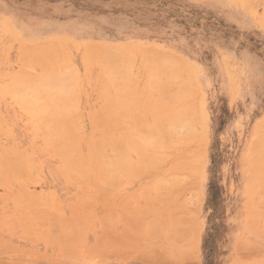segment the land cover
<instances>
[{"label":"rangeland","instance_id":"1","mask_svg":"<svg viewBox=\"0 0 264 264\" xmlns=\"http://www.w3.org/2000/svg\"><path fill=\"white\" fill-rule=\"evenodd\" d=\"M230 9L234 10L235 16ZM81 28H84L87 34H85L86 32L84 34L76 33ZM107 50L108 52L123 51L122 67L123 64L126 66L134 61L129 66L127 65L128 67L122 68L124 77L128 73L132 74L128 75L132 87L129 85L127 87L129 83L125 84L127 79H121L123 76L120 81L125 82L126 92L132 96L138 94L137 97L140 100L137 97H135L136 101L132 98L133 103L141 106L145 111L141 107L137 111V108L132 106V102H129L130 100L125 101L126 103L123 101V103L132 106L133 110L128 107L125 111L120 109L119 102L124 99L118 100L121 92L115 91L118 88L117 85H114L117 84L113 76L115 69L105 65V60L109 61L108 57L104 55ZM124 50L126 51L124 52ZM93 52L96 57L93 56ZM42 54L47 55L45 58L48 56L54 58V61L60 60V56L61 59L63 55L68 56L66 63L70 65L67 64L64 69L66 63L59 64V61L61 69H58L61 72L58 69L50 70L51 73L49 69L44 72L48 66L52 68L54 61L52 59L49 64L50 59H44L42 56L43 60L40 57ZM98 54L100 57L101 55L105 56L101 64ZM37 59L40 62L43 61V66L39 62L41 66L34 63ZM63 60L65 61L64 56ZM133 63L135 66L132 65ZM55 64L57 65L54 62ZM146 64L149 65L148 70ZM50 65L52 66L50 67ZM150 65L155 68L170 67V70L173 69L172 71L178 74L177 81L172 82L173 86L169 88L171 93L168 97L183 90V97L180 101L187 109L191 108L187 104L189 102L192 108L189 110V115L186 114L188 111L183 113L186 111L183 108L179 116L180 119L184 117L187 119V121L184 120L185 118L182 120L185 121L184 125H190L182 126L181 130L178 129L182 124L181 120L180 126L176 129L173 126L175 121L171 122L169 132L171 131L172 135H169L171 137L165 142L166 144H163V140L161 141V149L154 154L156 158L153 159L155 160L146 159L144 161L141 154L134 149L132 150L135 152L129 151L131 161L128 163L135 164V168L140 165L142 170L144 167V170L138 174V171H141V168L138 167V171L136 170L137 173H135L134 165L130 166V168H134L132 170L129 169L128 164L126 165L127 170L122 171L126 176H123L121 171L115 170L117 177H124L121 182V178H118L119 182H117L113 176L115 172L109 170L113 172L114 178H108L111 173L110 175L105 174L106 169L104 170V168L108 163H112L110 166L115 165L114 161L118 157L114 156L116 158L114 159L113 154L115 155L125 146L127 148L128 141L121 135L118 127L134 128L138 123H140L139 126L145 123L148 126L152 122L150 120L154 118L153 114L150 115L148 112L152 111V99L148 96L151 84L149 79L151 80V78L148 77V74L152 76L154 69L150 68ZM57 66L55 67L57 68ZM0 67V93L2 92L0 94V168H2L0 171L3 172H0V181H3L0 183V264H170L171 260H174L171 261V263L174 262L173 264H264V193L261 194L264 191V0H0ZM139 67H142L141 72ZM87 69H92L89 70L91 73L86 72ZM103 70L105 73L102 72ZM170 70L166 69L169 74H171ZM53 72H60L59 79L55 77L56 74L52 75ZM100 72H102L101 75ZM67 74L76 75L69 76L70 80L65 77V80H68L65 81L63 76ZM48 75L54 76L55 79L52 78L53 81H50ZM109 75L113 78H110ZM47 76L48 79L45 78ZM127 78L130 80L129 77ZM39 79L42 84L38 83ZM103 79H106L104 84L100 83ZM124 79L125 81H123ZM107 81L110 93L105 88ZM111 82L114 83V86ZM54 83L59 86L63 85V87L68 84L73 87L74 91L76 88L77 92L75 91V94L73 91V94H70L72 90L69 92L67 87L61 90L62 86H58L57 89V85ZM74 83L75 87L72 86ZM144 83H146L147 89H145ZM104 85L105 87H103ZM17 86L18 89H16ZM112 86L116 88L113 91ZM49 87L51 90L56 89V92L57 90L61 91L60 93L51 92L50 89L48 90ZM9 88L10 90H8ZM14 88L17 90L16 94H14ZM1 89L3 90L1 91ZM103 89H106L108 93ZM65 90L70 95L68 96L69 100L74 97L73 102L76 98V102L74 101L76 104H73L74 102L71 104V100L70 102L66 100L70 104L64 100L61 105L58 104L61 102L59 100L55 104L57 101L55 99L54 102L53 98H57L56 96L61 93L67 95ZM139 90L145 93L141 91L140 95ZM10 91L11 93H9ZM111 93H113L112 95L116 93L117 99L114 98L113 103L118 102L117 105H113L121 110L118 117L117 114L115 117V113L119 109L110 106L111 109L105 111L102 107L107 99L105 95H109L108 99H110ZM27 94L28 98L35 96L37 101L32 98L30 102L33 104H29L30 99L27 98L28 100L26 99L25 102L29 105L23 103L22 99L26 98ZM49 94L53 96L51 97ZM125 94H123L124 98ZM129 94L127 96H130ZM37 97H40V100ZM59 99H61L60 95ZM43 101L50 109L44 108V110H48L53 116L52 120L57 117L61 122L64 117L68 124L73 123L70 125H73L75 129L71 126V128L68 127V131L73 132L74 130L76 133L63 132L67 129V124L66 129H63L64 126L62 127L58 121H52V125L51 122H48V125H51L55 130L57 127L54 125L58 123L63 129L61 132L65 133H62L63 136L66 134L69 136V133L70 136H76V141L80 140L79 143L77 141L79 145L75 140L74 143L72 142L77 147L76 151L73 150L72 145L67 143L73 140L66 141L72 148H68L69 151L65 150V147L68 146L66 143L65 147H60V144L65 142L62 139L64 142L60 143L59 139L62 137L60 131L56 132L55 130L53 133L52 130L44 128L45 131L48 130L44 136L38 127V129L36 128L38 134L39 132L42 134L38 137L35 129L37 122L34 123L35 120L38 121V115L35 117L32 114L45 112H43L42 106V108L39 107ZM111 104L109 103V105ZM101 107L103 111L100 110ZM72 108L74 109L72 110ZM31 111L32 114L29 115ZM94 111L99 114L104 113V116L98 117L99 114ZM108 112L112 113L114 121ZM126 112L128 114L123 115ZM144 112H148V116ZM66 113L69 115L73 113L76 116L74 118ZM183 115L184 117H182ZM129 117L133 120L131 121ZM143 117L148 119L144 122ZM103 118L104 120L106 118V121L103 122ZM111 119L113 122L110 121ZM128 119L130 121H127ZM188 121L190 123H187ZM106 122L111 125V129L114 127L116 131L104 132L106 130L102 127L106 125L109 127ZM115 122L118 127L116 124L114 125ZM41 123V121L38 122V124ZM43 124L46 126L47 123ZM47 127L50 128V126ZM60 127L58 126V128ZM175 127L177 126L175 125ZM51 131L53 134L56 133V136L53 135L56 139H53ZM192 133L195 134H193L194 137L191 135ZM34 135H36L35 138ZM93 137L98 138L94 139ZM181 138L184 142H181L183 141ZM54 142H59V145ZM96 144L98 147H95ZM56 145L58 146L56 149L59 150L57 152L62 154L57 153L60 158L54 152ZM114 147L116 149L120 147V149L118 148L116 151L112 149ZM165 148L167 149L165 150ZM70 150H72V154L74 153L72 156L68 155ZM113 150L115 151L113 152ZM88 154L89 157L94 156L93 159L96 162L92 161L91 166L96 167L88 168L91 164H88L90 162L88 161L90 158H87ZM66 156L68 157L66 158ZM99 156L104 160L102 161ZM137 156L143 159V164L141 163L142 159ZM20 158L23 160H19ZM96 158L98 159L96 160ZM71 159L73 161L79 159L77 163L72 161L76 167H72L73 164L70 163L67 165ZM99 159L106 164L99 165ZM80 160L81 162L84 160V166L87 164L86 170L88 168L87 172L90 171L87 174L85 171L83 172V165L78 164ZM23 161L26 165L23 164ZM22 164L23 167L19 169ZM116 165L118 164L116 163ZM99 166L101 167L99 168ZM115 167L118 168V166ZM106 168L108 172L110 167L106 165ZM123 168L125 169V167ZM91 169L93 170L91 171ZM128 169L132 171V175L126 173ZM79 171L83 176L79 174ZM102 172L103 175H106L107 180L105 179V181H111L106 187L104 186L105 175L104 177L99 176ZM175 177L179 180V184L174 179ZM169 178L170 182H168ZM91 179L94 183L88 182ZM82 181L83 183H81ZM86 181L90 184L88 185ZM165 181L168 182L169 187L164 183ZM95 183L97 186L100 185L97 189L94 187ZM163 184H165V188ZM259 185L262 186L259 187ZM107 186L114 188H107ZM125 200L127 202H124ZM258 200L260 203L257 202ZM152 203L161 209L153 207ZM43 204H47V206ZM83 205L88 210L90 209V212L86 209L84 213L85 208L80 207ZM124 207L127 209L125 210ZM43 209H45L44 212H42ZM102 209L106 211L103 212ZM22 210H26V217L24 212L23 214L19 212ZM34 210L40 213L39 216L37 213L33 216ZM253 212L256 214L252 215ZM130 214L132 215L130 216ZM257 214H263V217L257 216ZM21 215L25 218L29 217L32 222L28 221L29 219L26 221ZM44 215L46 217L48 215L47 219ZM61 215L69 219V223L65 219L62 224L64 218ZM249 215H252L253 218ZM19 216L24 219L23 222ZM35 216L38 217L35 218ZM57 216L58 218H56ZM108 216L109 219H107ZM121 216L124 218L126 216V220H123ZM155 217L166 219L167 221H163V224L164 222L167 224L168 221L170 223L169 225L164 224L168 226L164 227V232L162 229L164 225L161 223L163 225L161 227L159 224L158 229H160L161 236L158 235V237L153 231V226H151L153 230H149V233L154 232L155 237L152 236V233V235L146 234L147 225L150 226L147 222L150 218L153 221L152 218ZM249 217L254 220L252 221ZM134 219L138 220V225ZM155 219L158 221V218ZM73 220L80 223L81 226H79L83 231L86 230L85 233L79 231L80 227L75 221L73 223ZM143 220L147 222L145 223ZM140 222L145 224V228L141 226L143 223L139 224ZM57 223L58 225H55ZM72 224L77 228H73L75 226ZM153 225L158 224L153 223ZM63 227L68 228L67 231ZM71 227L76 234L73 239L69 237L68 240L64 236L72 235ZM157 227L155 226V228ZM135 228L138 230L136 231ZM52 229L55 230L52 231ZM102 231L106 237L101 233ZM27 232H31L32 236ZM81 233L83 235H80ZM168 235L171 236V239L168 238ZM249 235H252V238L248 237ZM255 236L257 237L255 238ZM64 239L69 243L67 244ZM77 242L78 245H76ZM153 251L156 253L154 254ZM150 253L152 254L150 255ZM100 254L102 255L99 257ZM168 258L169 260H167Z\"/></svg>","mask_w":264,"mask_h":264},{"label":"bare ground","instance_id":"2","mask_svg":"<svg viewBox=\"0 0 264 264\" xmlns=\"http://www.w3.org/2000/svg\"><path fill=\"white\" fill-rule=\"evenodd\" d=\"M249 1H250V0H249ZM238 6H239V5H238ZM230 11L234 14V16L236 15V13L234 12V10L230 9ZM244 11H245V10H244ZM4 26H5V25H4ZM2 27H3V26H2ZM5 27H6V26H5ZM75 31H76V30H75ZM85 32H86V31L84 30V28H81V29H79V30L76 31V33H81V34H82V33L84 34ZM85 34H87V32H86ZM46 43H48V42H46ZM51 44H52V43H51ZM44 46H45V45H44ZM50 46H52V45H50ZM58 46H59V45H58ZM67 46H69V45L67 44ZM85 46H86V45H85ZM98 46H99V48H101L100 45H98ZM106 46H107V45H106ZM106 46H105V47H106ZM33 47H35V45H33ZM33 47H31V48L33 49ZM52 47H54V46H52ZM61 47H62V46H61ZM63 47H64V46H63ZM65 47H66V46H65ZM102 47H104V46H102ZM105 47H104V48H105ZM46 48H47V47H46ZM58 48H59V47H58ZM73 48H74V47H73ZM106 48H107V47H106ZM111 48H114V47H111ZM34 49H35V48H34ZM40 49H41V48H40ZM47 49H48V48H47ZM52 49H54V48H52ZM55 49H56V48H55ZM86 49H87V48H86ZM88 49H91V48H88ZM115 49H116V48H114V50H115ZM1 50H2V49H1ZM116 50H117V49H116ZM26 51H27V50H26ZM40 51H41V50H40ZM58 51H59V50H58ZM68 51H69V50H68ZM94 51H95V50H94ZM104 51H105V49H104ZM125 51H126V50H124V52H125ZM97 52H98V51H97ZM32 53H33V52H32ZM122 53H123V51H122V52H119V51H118V52H117V51H116V52H113V51H109V52H108V50H107V53L105 52L104 55H105L106 57H108L107 59H108L109 61L106 62V60H105V65H109L108 67H111V69H115L113 76H114V80L117 81V84L112 83V82H114L113 80H112L111 84H112V85L114 84L115 86L117 85L118 88H119V90H117L118 88H117V89H116V88H113L114 85L111 87V89H112V91L116 89L115 91H119V92H121V93L119 94L118 100H119V99H124V100L121 101L122 103H123V101H124V103H126V102H128V101L130 100L129 102H132V106H133V105H134V103H133L134 100L136 101V98H135V97H137L138 94H137V96H136V94H133V96H132V94H129L128 92H126L127 90L125 89V84L129 83V84H127V87H129V86L132 87L131 84H130V82H131L130 76H128V75H132V74H129V73H128V75H126V77H124V76H123L124 71L122 70V68L128 67V66H129L132 62H134V61L130 62V64L128 63V64H127L128 66H127V65L125 66V64H123V67H122V63H123V62L121 63V61H122L121 56H123ZM36 54H37V53H36ZM36 54H35V55H36ZM104 55H103V56L101 55V57H100V54H98V56H99L98 58H99V60H100V64L102 63V60H103V58L105 57ZM42 56L44 57V59H48V60L50 59V60H49V64H51L52 59H53V61H54V58H52V57H50V56H48V58H45L47 55H46V56H44L43 54L40 55L41 58H42ZM63 56H64V58H65V61L63 60ZM63 56H62V59L60 58L61 56H60V57L58 56L60 60H58V61H54L55 63H57V65H58L59 67H58L56 64L54 65V62H52V63H53V66H54L55 69L53 68L52 65H50V67L52 66V68H49V66H48L47 68L45 67L46 69H44V70H45L44 72H46L47 69H49V71H50V70H51V71H52V70L55 71L56 69L60 68V65H59V64H61V63L63 64V63L68 62V61H66V60H68V59H67L68 56H65V55H63ZM93 56L96 57L95 52H93ZM145 56H146V55H145ZM34 57H35V56H34ZM37 57H38V55H37ZM87 57H88V55H87ZM68 58H69V57H68ZM101 58H102V59H101ZM139 58H140V57H139ZM39 59H40V58H39ZM42 59H43V58H42ZM44 59H43V60H44ZM40 60H41V59H40ZM56 60H57V58H56ZM95 60H96V59H95ZM36 61H37V62H36ZM36 61H35L34 63H36V64H38V65L41 64V65L43 66V64H42L43 61L40 62L38 59H37ZM59 61H60V62H59ZM61 61H62V62H61ZM69 61H70V60H69ZM71 61H72V60H71ZM71 61H70V62H71ZM84 61H85V60H84ZM86 61H87V60H86ZM88 61H89V60H88ZM103 61H104V60H103ZM38 62H39L40 64H39ZM58 62H59V64H58ZM45 63H46V62H44V65H46ZM47 63H48V62H47ZM87 63H88V62H87ZM106 63H107V64H106ZM108 63H109V64H108ZM141 63H142V61H141ZM145 63H146V62H145ZM67 64H68V66L70 65L69 63H66V64L64 65V69H65V67H66ZM41 65H40V66H41ZM102 65H104V64H102ZM132 65L135 66L134 63H133ZM132 65H131V66H132ZM137 65H138V64H137ZM139 65H141V64H139ZM146 65H147V64H146ZM146 65H145V67H146ZM55 66H57V68H56ZM61 66H62V65H61ZM72 66H73V64H72ZM83 66H84V65H83ZM86 66H87V65H86ZM141 66H142V65H141ZM150 66H151L150 68H152V69L154 68V69H153L152 76H150V75L148 74V77L151 78V80L149 79V81H150L151 84H150V88H149V91H148V96L152 99V102H151V105H152V106H151L152 111L149 110L148 112H149L150 115L153 114V116H154L153 120H152V119L150 120V121H152V122L148 121V122H150L151 124H149L148 126H146V123H145V124H141L142 126H139L140 123H138L137 125H135V126H137V127H134V128H123V127L121 128V127H118V125L116 124V122H119V121H116V120H115L116 122L114 123V125H115V124L117 125V127L119 128V131H120L121 135H123V137H124L125 139H127V141H128L127 144H126V145H127V148H125L126 146L124 147V149H122V148L120 149V147H117V149L119 148L120 151L118 150V152H116L117 155H116V154H115V155L113 154V158H114V156H115V157H118V158H117L118 161L115 160V161H114V162H115V165H113V166L111 165L112 167L110 166V164H112V163H108V164H106V163H104V162H101V160L103 161L104 158L101 157V156H99V158L101 157V158H100L101 160L99 159V160H100V161H99V163H100L99 165H102V164L104 163V164H106V165H108V166L110 167V168L108 169V172H107V168H106V165H105L104 170L106 169V171H104V173L107 174V175H108V174L110 175V173H111V175L108 176V178H110V177L114 178V177H115L114 179H116V181L118 180V178H119V179L121 178V179H120V182H121L122 178H124L123 176H126V175L124 174L125 172H122V171L127 170V166H126V165L129 164V166H128L129 169H132V170H133V169L135 168V164L128 163V162L131 161V156L128 154L129 151H131L132 149H134L137 153L141 154V156L143 157L144 161H145L146 159H148V160L151 159V160H152L154 157L156 158V156H154L155 152H156L157 150L161 149V148H160V147L162 146L161 143L163 142V144H164V143L167 142V141L169 140V138L171 137V136H169V135H172L171 131L169 132V125H172L171 122L174 123L173 121H175V123H174V125H173L175 129L178 128V127L180 126V120H181V122H182L183 125L181 124V126H180L178 129L183 128L182 126L188 127V126L190 125V124H186V123H185V124L188 125V126L184 125V122L187 121V119L184 117L185 114L182 116V117L185 118V119L183 118V119L185 120L184 122L182 121L183 119H182V118L180 119V116H179L180 111L182 112L183 108H184V111L186 110V111L183 112V113H186V112L188 111V113H186V114H188V115H189V113H190L189 110L192 108V106L189 105V102H188L187 104H188V106H190L191 108L188 107L189 109H187L186 106H183V103L180 101L181 98L183 97V95H182L183 90H182V91L180 90V91H178L177 93L175 92V93H174V94H175L174 96L168 97V96L170 95V93H171L169 88H171V87L173 86V83H172V82H174V81L176 82V81H177L176 78H178V76H177L178 74H176L175 71H172L173 69L170 70V69H169L170 67H168V68H167V67H164V68H157V67H156V68H155V67H152V65H150ZM88 67H89V66H88ZM106 67H107V66H106ZM0 68H1V67H0ZM67 68H68V67H67ZM83 68H84V67H83ZM139 68H140V67H139ZM141 68H142V67H141ZM141 68H140V69H141ZM148 68H149V65H147V70H148ZM60 69H61V68H60ZM166 69H167V70H170L169 72H171V74H169L168 71H166ZM174 69H175V68H174ZM41 70H42V69H41ZM58 70H59V69H58ZM87 70H88V69H87ZM89 70H90V69H89ZM89 70L86 71V72L91 73V72H89ZM91 70H92V69H91ZM91 70H90V71H91ZM49 71H47V72H49ZM51 71H50V73H51ZM59 71H60V70H59ZM63 71H64V70H63ZM96 71H99V70H96ZM141 71H142V69L140 70V72H141ZM150 71H151V70H150ZM60 72H61V71H60ZM60 72H59V73H60ZM102 72L105 73L104 70H103ZM102 72H100V75L102 74ZM53 73H54V72H53ZM53 73H52V75L55 76V74H56L55 77H57V78L59 79V77H58V76H59V73H54V74H53ZM62 73H64V72H62ZM143 73H146V72H143ZM147 73H149V71H147ZM172 73H173V74H172ZM13 74H14V73H13ZM44 74H45V73H44ZM47 74H49V73H47ZM98 74H99V72H98ZM16 75H17V73H16ZM18 75L20 76V74H18ZM38 75H39V74H38ZM40 75H42V74L40 73ZM64 75H65V74H64ZM67 75H68V74H67ZM67 75H66V76H63V77H64V80H65V77H67V79H69V78H70L69 76H71V75H68V76H67ZM74 75H76V74H74ZM74 75H73V76H74ZM87 75H88V74H87ZM90 75H92V74H90ZM93 75H94V74H93ZM96 75H97V72H96ZM103 75H104V74H103ZM172 75H173V76H172ZM2 76H3V75H2ZM5 76H6V75H5ZM36 76H37V75H36ZM36 76H34V77L37 78ZM48 76H49V75H48ZM48 76L45 77V78L48 79ZM54 76H51V75L49 76V77H50V78H49L50 81H53V80H51L52 78L55 79ZM60 76H61V74H60ZM73 76H71V77H73ZM113 76L109 75L110 78H113ZM122 76H123V77H122ZM179 76H180V74H179ZM8 77H9V76H8ZM15 77H16V76H15ZM34 77H32V78H34ZM38 77H39V76H38ZM68 77H69V78H68ZM88 77H89V76H88ZM100 77H102V76H100ZM121 77H122V78H121ZM127 77H129L130 80H128ZM12 78H13V77H12ZM19 78H20V77H19ZM19 78H18V79H19ZM39 78H41V77H39ZM89 78H90V77H89ZM89 78H88V79H89ZM96 78H97V77H96ZM107 78H108V77H107ZM120 78H121V79H123V78L127 79L126 81H125V79L123 80V81H125L126 83H125V82H121V81H120ZM251 78H252V77H251ZM18 79H17V81L20 82V80H18ZM37 79H38V78H37ZM43 79H44V77H43ZM58 79H57V80H58ZM60 79H61V77H60ZM67 79H66L65 81H68ZM74 79H76V78L74 77ZM133 79H134V78H133ZM144 79H147V78L144 77ZM174 79H175V80H174ZM252 79H253V78H252ZM35 80H36V79H35ZM69 80H70V79H69ZM104 80L106 81V79H103V81L101 80L102 82L100 81V83H103V84H104ZM108 80H110V79L108 78ZM44 81H45V80H44ZM65 81H63V82H65ZM110 81H111V80H110ZM149 81H148V82H149ZM19 82H17L18 85H19ZM32 82H34V81L32 80ZM40 82H41V83H40ZM45 82H46V81H45ZM142 82H143V81H142ZM36 83H37V82H36ZM38 83H39V84H42L41 79H39ZM75 83L77 84V81H76ZM75 83L72 84V86L74 85V87H75ZM89 83H90V82H89ZM107 83H108V81L106 82V84H107ZM124 83H125V84H124ZM7 84H8V83H7ZM55 84H56V83H54V85H55ZM144 84H145L144 87L146 86L145 89H147L148 87H147L146 83H144ZM54 85H53V87H54ZM56 85H57V87H56V86H55V87H56L57 89H58L60 86H62V88H60L61 90H64V88L67 87V88L69 89V90H68L69 92H71V90H72V92H71L70 94H73V91H74V90H73V87L68 86V84L65 85L64 87H63V85H60V86H59L58 84H56ZM128 85H129V86H128ZM142 85H143V84H142ZM3 86H4V85H3ZM39 86H40V85H39ZM39 86H38V87H39ZM58 86H59V87H58ZM106 86H107V87H105V85H104L103 87H105L106 89L109 90L108 84H107ZM51 87H52V86H51ZM51 87H49L48 90H49V89L51 90ZM53 87H52V88H53ZM142 87H143V86H142ZM67 88H66V89H67ZM3 89H4V87H3ZM3 89H1V91H2ZM5 89H6V88H5ZM14 89H15V88H14ZM16 89H18V86H17ZM16 89H15L14 94H16V91H17ZM74 89H75V91H76V88H74ZM106 89H105V90L103 89V91L106 92V93H108ZM143 89H144V88H143ZM8 90H10V88H9ZM61 90H57V92H56V89H55V90H51V92L54 91V92H56V93H58V92L60 93ZM77 90H79V89L77 88ZM100 90H101V89H100ZM6 91H7V90H6ZM42 91H43V90H42ZM65 91H66V92H65ZM65 91H62V92L67 93V90H65ZM75 91H74V93L76 94L77 91H76V92H75ZM131 91H133V90H131ZM139 91H140V93H139V92H138V93L141 95V91H142V90H139ZM29 92H30V91H29ZM38 92H39V91H38ZM54 92H53V93H54ZM136 92H137V91H136ZM142 92H143V91H142ZM1 93H2V92H1ZM1 93H0V94H1ZM9 93H11V91H10ZM9 93H7V95H10ZM26 93H28V92L26 91ZM53 93H51V94H53ZM109 93H110V90H109ZM125 93L129 94L130 96H127V94H125ZM143 93H145V92H143ZM28 94H29V93H28ZM28 94H27V97L21 95L22 97H26V98H23V99H22V102L24 101L23 103H25V104H27V105H29V104H33V102L31 103L30 101H31L32 98H33L34 100H36V98H35V96H34V97L32 96V97H29V98H28ZM62 94H64V93L59 94L61 99H59V95H58V94H56V95H58V96H56L58 99H57V98H53V101H54V102H55V99H56V101H57L55 104H57L59 101H61V102L58 103V104L61 105V103H63V100H64V101L68 100L69 102H70V100H71L70 103L72 104V103L76 100V98H75V99L73 100V102H72V99H73L74 97H72V99L69 100L70 97H68V96H70V95H68V93H67V95L64 94V95L61 97ZM112 94H113V93H111V96H112V97H110V99L112 98L111 101H110V99H108L109 95H105V96L107 97V99H105V102H104V104H103V105H105V106H103L102 103H100V104L102 105V107H104L105 111H107V110L109 111V108L111 109L112 106L115 107V109H119V107L117 108V106H114V105H113V104H115V103H113V102H114L113 100H114V98H116V97H115L116 93H115V95H112ZM123 94L126 95L125 98L123 97ZM34 95H36V94H34ZM54 95H55V94H54ZM97 95H98V94H97ZM117 95H118V94H117ZM10 96H11V95H10ZM12 96H13V95H12ZM49 96H51V95L49 94ZM52 96H53V95H52ZM52 96H51V97H52ZM113 96H114V97H113ZM3 97H4V96H3ZM66 97H67V98H66ZM102 97H103V96H102ZM130 97H131V99L133 98L134 100H133V99H132V100L129 99ZM14 98H15V97H14ZM20 98H21V97H20ZM27 98L30 99V100L28 101V103L30 102L29 104H28L27 102H25ZM39 98H40V97H39ZM39 98L37 97V99H39ZM62 98H64V99H62ZM92 98H93V97H92ZM126 98H128V100H126ZM137 98L139 99V97H137ZM16 99H17V98H16ZM28 99H27V100H28ZM97 99H98V98H97ZM102 99H103V98H102ZM116 99H117V98H116ZM116 99H115V100H116ZM143 99H144V98H143ZM185 99H186V98H185ZM187 99H188V98H187ZM39 100H40V99H39ZM39 100H38V101H39ZM58 100H59V101H58ZM139 100H140V99H139ZM36 101H37V100H36ZM53 101H51V102H53ZM68 101H66V102H67L68 104H70ZM109 101H110V102H109ZM125 101H126V102H125ZM144 101H145V100H144ZM184 101H185V100H184ZM187 101H188V100H187ZM51 102H50V103H51ZM66 102H65V103H66ZM75 102H76V101H75ZM75 102H74L73 104H76ZM121 102H119V106L121 105V106H120V109H122V111H123V110L125 111L127 107H128V109H130V108L132 107V106H127V104L124 105V103L122 104ZM139 102H140V101H139ZM146 102H147V101H146ZM185 102H186V101H185ZM43 103H44V104H43ZM43 103H42V104H43L44 106H46V107H44L42 104H39V107H41V106L43 107L42 110H43V112L45 111L44 113H38V112H37V113H38V114H37V113L33 112V113H35V114H32V111H31V113L28 112V113H30L29 115L32 114V115H35V117L38 115L37 117H38L39 119L37 118L38 121L35 120V122H34L35 124H36V122H37V124H38V122L40 123V121L42 122L41 124H38V126H37V124H36L37 127L35 126V129H36V128L38 129V127H39V130H41V131L43 132V135H44V136H45V134L48 133V130L45 131L46 128L49 129V130H52L53 133H54L55 130H56V132H57V131H60V134L62 135L61 139H59V140H61L60 143H62V141H63L62 139H64V141H65V142L63 141L64 143H62V145L60 144V147H61V146H62V147H63V146L65 147L66 144L68 143V144L72 145V146H73V147H72L73 150L76 151L75 149H77V147H76V145L74 146V144H73V143H74V140L76 141V136L74 137L72 134H71L72 136H70V133H73V132H75V131L73 130V132H71V131L69 130V131H70L69 136H68L67 134H66V136H65V135L63 136V134L69 132V131H68V127H69V128H71V126L73 127V125H70V124H73V123L68 124V121H65L66 119H65L64 117H63L64 120L61 121L62 124H61V122H60V119H58L57 117H55V118H57L58 120H57V119L54 120L55 118L52 120V117H53V116H51L50 113L48 112V110H50V109L47 108V105H46L47 103H46L45 101H43ZM45 103H46V104H45ZM106 103H107V104H106ZM109 103H112V104L109 105ZM120 103H121V104H120ZM21 104H22V103H21ZM117 104H118V102H117L115 105H117ZM130 104H131V103H130ZM50 105H51V104H50ZM66 105H67V104H66ZM106 105H107V107H106ZM123 105H124V106H123ZM136 105H137V104H136ZM136 105H134V107H135V109L137 108V109H136L137 111H139L138 109H139L141 106H138V105L136 106ZM145 105H146V104H145ZM35 106H36V105H35ZM48 106H49V103H48ZM58 106H59V105H58ZM58 106H57V107H58ZM110 106H111V107H110ZM122 106H123L124 108H123ZM125 106H126V107H125ZM42 107H41V108H42ZM72 107H73V106H72ZM102 107L100 108V110L102 109V111H103V108H102ZM41 108H40V109H41ZM44 108H46V109H48V110H46V109L44 110ZM74 108H75V106H74ZM74 108H72V110H73ZM145 108H146V107H145ZM30 109H31V108H30ZM51 109H53V108H51ZM120 109H119L118 112L116 111L117 113H115V117H116V114H117V117H118V114H121V113H120V112H121ZM128 109H127V110H128ZM131 109L133 110V108H131ZM141 109H143V108L141 107ZM31 110H32V109H31ZM132 110H129V111L131 112ZM147 110H148V109H147ZM29 111H30V110H29ZM35 111H36V110H35ZM46 111H47L48 113H47ZM96 111H97V110H96ZM96 111H94V112H96ZM129 111H127V112L129 113ZM143 111H145V109H143ZM24 112H25V111H24ZM100 112H101V111H100ZM127 112H126V113H123V115L128 114ZM148 112H144V114H145V115L147 114L146 116H148ZM28 113H27V116H28ZM96 113H97V112H96ZM142 113H143V112H142ZM151 113H152V114H151ZM51 114H52V113H51ZM70 114H71V113H70ZM97 114H99V113H97ZM108 114H110V116L113 118V121H114V116L111 115L112 113L108 112ZM144 114H143V116H144ZM66 115H69V113H66ZM71 115L74 116V118H75V116H76L75 114L73 115V113H72ZM71 115H69V116H71ZM101 115H102V116H101ZM100 116H101V118H102V117L104 116V113H102V114L100 113V114L98 115V117H100ZM134 116H135V115H134ZM175 116H176V117H175ZM177 116H178V117H177ZM30 117H31V116H30ZM30 117H29V118H30ZM140 117H141V116H140ZM150 117H151V116H150ZM66 118H67V117H66ZM130 118H131V117H129V119H130ZM143 118H144V122L146 121V119H148V118H146V117H143ZM151 118H152V117H151ZM176 118H177V119L179 118V119H178L179 121H178ZM69 119H71V118H69ZM120 119H121V118H120ZM129 119H128L127 121H130ZM39 120H40V121H39ZM50 120H51V121H50ZM61 120H62V117H61ZM72 120H75V119H72ZM100 120H101V119H100ZM132 120H133V119L131 118V121H132ZM176 120H177L178 122H177ZM52 121H54V122H55V121H58V123H60V125H61L62 127L64 126L63 129H66L65 127H66V124H67V129H66V130L61 129L60 125L56 122L57 124H55L54 127L56 126L57 129L54 128L55 130H53V127L51 126L52 123H53ZM104 121H106V118H105V120H104V118H103V122H104ZM110 121H112V119H111ZM113 121H112V122H113ZM48 122H49V123L51 122V123H50L51 125H48ZM72 122H73V121H72ZM31 123H32V122H31ZM34 123H33V125H35ZM43 123H47L46 126H45ZM63 123H64V124H63ZM106 123L109 125L108 122H106ZM120 123H121V122H120ZM122 123H124V122H122ZM168 123H169V124H168ZM177 123H178L179 125H178ZM187 123H190V122L188 121ZM99 124H101V122H99ZM99 124H98V125H99ZM103 124H104V123H103ZM118 124H119V123H118ZM39 125H40V126H39ZM41 125H44V126L42 127ZM68 125H69V126H68ZM98 125H97V126H98ZM101 125H102V124H101ZM104 125H105V124H104ZM112 125H113V123H112ZM175 125H176L177 127H175ZM47 126H50V128H48ZM58 126H59L60 128H58ZM138 126H139V127H138ZM105 127H106V128H105ZM105 127H102V128H104L106 131H104V129H103V130L101 129V130L104 131V132H107V131H110V130H112V131L115 130L114 127H113V129H111V128H112L111 125H109L110 128H109L107 125H106ZM32 128H33V127H32ZM44 128H45V129H44ZM98 128H99V127H98ZM107 128H109V129H107ZM35 129H34V131L37 130V129H36V130H35ZM43 129H44V130H43ZM73 129H75V128L73 127ZM3 130H4V129H3ZM32 130H33V129H31V132H33ZM61 130H63V132H65V133L61 132ZM181 130H182V129H181ZM181 130H179V131L181 132ZM5 131H6V130H5ZM29 131H30V130H29ZM52 131H51L52 137H53V135L56 136V133L53 134ZM115 131H116V130H115ZM36 132H37V134H38V130H37ZM36 132H35V134H36ZM49 132H50V131H49ZM110 132H111V131H110ZM117 132H118V131H117ZM40 133H41V132H39V134H38L39 136H38V137L42 136V134H40ZM44 133H45V134H44ZM62 133H63V134H62ZM75 133H76V132H75ZM118 133H119V132H118ZM169 133H171V134H169ZM37 134H36V135H37ZM49 134H50V133H49ZM60 134H59V135H60ZM112 134H113V133H112ZM175 134H176V133H175ZM193 134H194V133H192L191 135L193 136ZM36 135H34L33 137L35 138ZM57 135H58V133H57ZM74 135H75V134H74ZM77 135H78V134H77ZM121 135H120V137H121ZM166 135H167V136H166ZM194 135H195V134H194ZM67 136H68V137H67ZM98 136H99V135H98ZM174 136H175V135H174ZM174 136H173V137H174ZM63 137H64V138H63ZM65 137H66V138H65ZM71 137H72V138H71ZM116 137H117V136H116ZM164 137H165V139H164ZM193 137H194V136H193ZM54 138H55V137H53V139H54ZM67 138H68V139H67ZM77 138L80 139L79 137H77ZM93 138H94V137H93ZM95 138H98V137H95ZM95 138H94V139H95ZM124 138H122V139H124ZM166 138H168V139H166ZM189 138H190V137H189ZM55 139H56V138H55ZM65 139H66V140H65ZM101 139H103V138H101ZM114 139L116 140L117 138H114ZM179 139H180V138H179ZM35 140H36V139H35ZM69 140H73V141H69ZM118 140H119V139H118ZM120 140H121V139H120ZM162 140H163V141H162ZM181 140H183V138H181ZM181 140H180V141H181ZM66 141H69V142L66 143ZM77 141H78V140H77ZM77 141H76V143H77ZM82 141H83V140H82ZM92 141H93V140H92ZM97 141H98V139H97ZM161 141H162V142H161ZM177 141L179 142L178 139H177ZM32 142H33V141H32ZM70 142H71V143H70ZM72 142H73V143H72ZM79 142H80V140L78 141V143H79ZM83 142H84V141H83ZM101 142H102V141H101ZM181 142H184V140L181 141ZM46 143H47V142H46ZM48 143L50 144V142H48ZM54 143H56V144L58 143V145H59V142H54ZM65 143H66V144H65ZM76 143H75V144H76ZM78 143H77V144H78ZM92 143H94V142H92ZM99 143H100V142H99ZM99 143H98V144H99ZM121 143H122V142H121ZM49 144H48V146H49ZM64 144H65V145H64ZM68 144H67V145H68ZM98 144H96L95 147H98ZM104 144H105V142H104ZM122 144H123V143H122ZM165 144H166V143H165ZM78 145H79V144H78ZM85 145H86V142H85ZM99 145H101V143H100ZM112 145H114V144H112ZM115 145H116V144H115ZM48 146H44V147H47V148L52 147L51 145H50V147H48ZM90 146H91V145H90ZM90 146H89V147H90ZM93 146H94V145H93ZM122 146H124V144H123ZM44 147H43V149H44ZM53 147H54V146H53ZM56 147H58V146L56 145V146L54 147V148H55L54 152H55V155L57 156V155H58L57 153H59V152H57V151H59V150H57ZM66 147H67V148H66ZM66 147H65V150H67L68 148H69V149H72V148H70L71 146L69 147V145L66 146ZM74 147H75V148H74ZM90 148H91V147H90ZM102 148H103V147H102ZM60 149H61V148H60ZM69 149H68L67 151H69ZM112 149H115V150L117 151V149H116L115 147L112 148ZM166 149H167V148H165V150H166ZM263 149H264V148H263ZM63 150H64V148L62 149V151H63ZM106 150H107V149H106ZM115 150H113V152H114ZM134 150H132V151H134ZM82 151H83V150H82ZM107 151H108V150H107ZM135 151H134V152H135ZM97 152H98V151H97ZM97 152H96V154H97ZM105 152H106V151H105ZM110 152H111V150H110ZM113 152H112V153H113ZM59 154H61V153H59ZM73 154H74V153H73ZM73 154H72V150H70V154H68V155L72 156ZM77 154H78V153H77ZM82 154H83V153H82ZM130 154H131V153H130ZM157 154H158V153H157ZM61 155H62V154H61ZM66 155H67V154H66ZM20 156H21V154H20ZM20 156H19V157H20ZM76 156H77V155H76ZM82 156H83V155H82ZM89 156H90V155L88 154L87 158H90V160H88V161H90V162H88V164H89V163H91V164L89 165L88 168H90V167L92 168V167L94 166V165L91 166L92 163H93V162H96V161L93 159L94 156H93V157H89ZM128 156H129L130 158H129ZM132 156H133V155H132ZM138 156H139V155H138ZM138 156H137V157H138ZM158 156H159V155H158ZM21 157H22V156H21ZM58 157H59V155H58ZM67 157H68V156H66V158H67ZM97 157H98V156H97ZM110 157H111V156H110ZM59 158H60V157H59ZM61 158H62V157H61ZM69 158H71V157H69ZM85 158H86V157H85ZM133 158H134V157H133ZM138 158H140V157H138ZM158 158H159V157H158ZM263 158H264V157H263ZM17 159H18V157H17ZM21 159H22V158H20L19 160H21ZM27 159H28V158H27ZM63 159H64V158H63ZM97 159H98V158H96V160H97ZM114 159H116V158H114ZM129 159H130V160H129ZM140 159H142V158H140ZM143 159H142V161H141L142 164H143V162H144ZM22 160H23V159H22ZM128 160H129V161H128ZM151 160H150V161H151ZM153 160H155V159H153ZM185 160H186V159H185ZM247 160H248V159H247ZM261 160H262V159H261ZM261 160H260V161H261ZM72 161H73V160L71 159V161L68 162L67 165H70V164L72 165V164H73ZM92 161H93V162H92ZM107 161H109V160H107ZM120 161H123V162H120ZM133 161H134V159H133ZM21 162H22V161H21ZM26 162H27V161H26ZM73 162H76V163H77V162H79V159H77V161L74 159ZM83 162H84V160H83ZM83 162H81V160H80V163H78V164H80V166H81V165H83ZM112 162H113V161H112ZM114 162H113V163H114ZM155 162H157V161H155ZM155 162H154V163H155ZM18 163H20V162L18 161ZM69 163H70V164H69ZM81 163H82V164H81ZM97 163H98V162H97ZM116 163H117L118 165H116ZM126 163H127V164H126ZM132 163H133V162H132ZM139 163H140V162H139ZM154 163H153V166H154ZM158 163H159V162H158ZM163 163H164V162H163ZM260 163H261V162H260ZM23 164H25L24 161H23ZM23 164L20 166V168H19V167H18V168L21 169V167H23ZM94 164H95V163H94ZM124 164H125V165H124ZM130 164H131V165H130ZM155 164H156V163H155ZM16 165H17V163H16ZM25 165H26V164H25ZM86 165H87V164H86ZM86 165H85V166L83 165V167H84V168H83V169H84L83 172L85 171V174H87L88 172H90V171L87 172L88 168H87V170H86ZM119 165H120V166L122 165V166L120 167ZM123 165H124V166H123ZM133 165H134V166H133ZM160 165H161V164H160ZM160 165H159V166H160ZM73 166H75V165L73 164L72 167H73ZM80 166H79V167H80ZM115 166H118V168H116ZM130 166H133L134 168H133V167L130 168ZM156 166H157V165H156ZM261 166H262V165H261ZM261 166H260V167H261ZM27 167H28V166H27ZM64 167H65V166H64ZM75 167H76V166H75ZM94 167H96V166H94ZM100 167H101V166H99V168H100ZM114 167H115L116 169H115ZM123 167H125V169H124ZM136 167H137V168L134 169V170H135V173H137V171H138L137 169H138V167H140V165H139V166H136ZM6 168H8V167L6 166ZM18 168H17V169H18ZM119 168H121V169H119ZM140 168H141V167H140ZM140 168H139V169H140ZM149 168H150V167H149ZM156 168H157V167H156ZM1 169H2V168H0V170H1ZM19 169H18V170H19ZM93 169H94V168H93ZM93 169H91V171H92ZM95 169H96V168H95ZM118 169H119V170H118ZM123 169H124V170H123ZM129 169H128V171H129ZM150 169H152V168H150ZM150 169H148V170L150 171ZM259 169H260V168H259ZM97 170H98V169H97ZM99 170H100V169H99ZM101 170H102V169H101ZM109 170H110V171H114L115 173L110 172ZM115 170H117L118 172L121 171V174H123V176L120 177V176L118 175L119 177H117V174H116V171H115ZM136 170H137V171H136ZM140 170H141V171H138V174H139V172H143L144 167H143V170H142V168H141ZM148 170H147V171H148ZM173 170H174V169H173ZM19 171H20V170H19ZM128 171H127L126 173L132 175V171H131V170H130L129 172H128ZM151 171H152V170H151ZM0 172H2V171H0ZM94 172H96V171H94ZM260 172L262 173V171H260ZM2 173H3V172H2ZM80 173H81V171H79V174H80ZM112 173H113L114 175H113ZM105 174H104V175H105ZM119 174H120V173H119ZM21 175H22V174H21ZM80 175H81V174H80ZM104 175H103V172H102L101 174H99V176H101V177H104ZM112 175H113L114 177H113ZM115 175H116V176H115ZM130 175H129V176H130ZM81 176H83V175H81ZM101 177H100V178H101ZM116 177H117V178H116ZM170 177H171V175H170ZM179 177H180V176H179ZM100 178H99V179H100ZM130 178H132V177L130 176ZM171 178H172V177H171ZM183 178H184V177H183ZM258 178H259V177H258ZM89 179H90V178H89ZM105 179L107 180L106 175H105V178H104V182H105L104 186L106 187V185H108L109 182L111 183V181L108 182V181H105ZM174 179H176V177H175ZM178 179H179V178H178ZM181 179H182V177H181ZM181 179H180V180H181ZM85 180H86V179H85ZM101 180H102V179H101ZM130 180H131V179H130ZM182 180H183V179H182ZM128 181H129V180H128ZM176 181H178L177 184H179V180L176 179ZM258 181H260V180H258ZM1 182H3V181H0V183H1ZM7 182H9V181H7ZM86 182H87V181H86ZM88 182H92V179H91L90 181H88ZM88 182H87V184H88ZM95 182H96V181H95ZM106 182H107V183H106ZM117 182H119V181H117ZM160 182H161V181H160ZM168 182H170V178H169V181H168ZM168 182L165 181L164 183L167 184L168 187H169ZM256 182H257V181H256ZM79 183H80V182H79ZM81 183H83V181H82ZM92 183H94V181H93ZM92 183H91V185H92ZM97 183H98V182H97ZM161 183H162V182H161ZM85 184H86V183H85ZM89 184H90V183H89ZM89 184H88V185H89ZM95 184H96V183H95ZM165 184H163V187H164V188H165V186H164ZM180 184H181V183H180ZM256 184H257V183H256ZM261 184H262V183H261ZM77 185H78V184H77ZM83 185H84V184H83ZM93 185H94V184H93ZM252 185H253V184H252ZM98 186H100V185H98ZM98 186H97V184L94 185V187H96V189L98 188ZM260 186H262V185H259V187H260ZM109 187H110V186H109ZM109 187L107 186V188H109ZM110 188H114V187H110ZM115 189H116V188H115ZM263 189H264V188H263ZM263 189H262V190H263ZM112 191H113V190H112ZM168 191H169V190H168ZM168 191H167V192H168ZM101 192H102V191H101ZM109 192H110V190H109ZM170 192H171V191H170ZM257 192H258V191H257ZM102 193H103V192H102ZM106 193H107V192H106ZM114 193H115V192H114ZM263 193H264V191H263L261 194H263ZM250 194H251V193H250ZM256 194H257V193H256ZM95 195H96V194H95ZM106 195H107V194H106ZM106 195H105V196H106ZM109 195H110V194H109ZM169 195H170V194H169ZM258 195H259V194H258ZM6 196H7V195H6ZM172 196H173V195H172ZM252 196H253V195H252ZM254 196H255V195H254ZM254 196H253V197H254ZM48 197H49V196H48ZM52 197H53V196H52ZM106 197H108V196H106ZM109 197H110V196H109ZM111 197H112V196H111ZM90 198H91V197H90ZM51 199H52V198H51ZM97 199H98V198H97ZM258 199H259V198H258ZM261 199H262V198H261ZM84 200H85V199H84ZM106 200H107V199H106ZM252 200H253V199H252ZM85 201H88V200H85ZM102 201H103V200L101 199V203H102ZM121 201H122V200H121ZM43 202H44V201H43ZM88 202L90 203V201H88ZM105 202H106V201H105ZM124 202H127V201L125 200ZM257 202H259V200H258ZM70 203H71V202H70ZM99 203H100V201L98 202V204H99ZM101 203H100V204H101ZM259 203H260V202H259ZM28 204H29V203H28ZM87 204H88V203H87ZM100 204H99V205H100ZM109 204H110V203H109ZM126 204H127V203H126ZM148 204H149V203H148ZM152 204H153V205H152L153 207H157V206H154V205H155L154 203H152ZM22 205H23V204H22ZM43 205H46V206H47V204H43ZM124 205H125V204H124ZM127 205H128V204H127ZM138 205H139V204H138ZM142 205H143V203H142ZM144 205H145V204H144ZM149 205H150V204H149ZM18 206H19V205H18ZM25 206H26V205H25ZM30 206H31V205H30ZM41 206H42V205H41ZM46 206H45V207H46ZM108 206H109V205H108ZM125 206H126V205H125ZM128 206H129V205H128ZM150 206H151V205H150ZM27 207H28V205H27ZM27 207H26V208H27ZM78 207H79V205H78ZM80 207H81V208H85L84 205H83V207H82V206H80ZM141 207H142V206H141ZM141 207H139V209H142ZM26 208H25V209H26ZM32 208H33V207H32ZM58 208H59V207H58ZM81 208H80V209H81ZM112 208H113V207H112ZM136 208H137V207H136ZM151 208H152V207H151ZM157 208H158V207H157ZM259 208H260V207H259ZM51 209H52V208H51ZM86 209H87V208H85V210H83L84 213L86 212ZM116 209H117V208H116ZM124 209H125V207H124ZM126 209H127V208H126ZM126 209H125V210H126ZM128 209H129V208H128ZM158 209H159V208H158ZM160 209H161V208H160ZM160 209H159V210H160ZM30 210H31V209H30ZM37 210H38V209H37ZM44 210H45V209H43L42 212H44ZM89 210H90V209H89ZM89 210L87 209V211H89ZM117 210H118V209H117ZM120 210H121V209H120ZM130 210H131V207H130ZM144 210H147V209L144 208ZM155 210H156V209H155ZM258 210H259V209H258ZM25 211H26V210H25ZM25 211L22 210V211H19V212H20V213L22 212V214H23V212H24V214H25ZM34 211H35V212H33V216H34V214L36 215V213H37L36 210H34ZM53 211H54V210H53ZM53 211H51V212H53ZM57 211H58V209H57ZM102 211H103V209H102ZM104 211H106V210H104ZM104 211H103V212H104ZM118 211H119V210H118ZM148 211H149V210H148ZM148 211H147V212H148ZM39 212H41V211H39ZM89 212H90V211H89ZM107 212H109V211H107ZM113 212H114V211H113ZM119 212H122V210L119 211ZM123 212H125V211H123ZM127 212H128V211H127ZM255 212L258 213V211H255ZM259 212H261V211H259ZM20 213H19V214H20ZM31 213H32V212H31ZM48 213H49V212H48ZM87 213H88V212H87ZM87 213H86V214H87ZM105 213H106V212H105ZM138 213H139V212H138ZM143 213H144V211H143ZM145 213H146V212H145ZM249 213H250V212H249ZM256 213L253 212L252 215H253V214L255 215ZM263 213H264V211H263ZM17 214H18V213H17ZM39 214H40V213H37L38 216H39ZM90 214H91V213H90ZM123 214H124V213H123ZM123 214H122V215H123ZM139 214H140V213H139ZM173 214H174V213H173ZM62 215H63V214H62ZM62 215H61V216H62ZM92 215H93V214H92ZM103 215H104V214H103ZM105 215H106V214H105ZM114 215H115V213H114ZM131 215H132V214H130V216H131ZM133 215H134V214H133ZM143 215H144V214H143ZM252 215H251V216L249 215V216L253 218ZM21 216H22V215H21ZM24 216L26 217L27 215L25 214ZM24 216H22V218H23ZM38 216H35V218H37ZM61 216H60V218H62V217L64 218V216H62V217H61ZM76 216H77V215H76ZM101 216H102V215H101ZM127 216H128V215H127ZM257 216H262V217H263V214H261V215H258V214H257ZM25 217H24V218H25ZM44 217L47 219L48 215H47V217H46V215H44ZM82 217H83V216H82ZM89 217H90V216H89ZM104 217H105V216H104ZM121 217H122V216H121ZM135 217H136V216H135ZM250 217H249V218H250ZM51 218H52V217H51ZM56 218H58V216H57ZM74 218H75V217H74ZM74 218H72V219H74ZM125 218H126V216H125ZM125 218L122 217L123 220H124ZM133 218H134V217H133ZM136 218L138 219V217H136ZM140 218H141V217H140ZM155 218H158V221H157ZM155 218H154L155 220L152 218L153 221H151V218H150V220H149L148 222L145 221V220H143V221H145V223L147 222V224H148V223L150 224V226L147 225L148 230H146V234H147V233H148L149 235H152V234H153L152 236H154V232H155V235H157L156 237H158V235L161 236L160 229H158V228H159L160 226L162 227L164 224H166L165 222H166L167 220H166V219L163 220V219H161V217H160V219H159V217H155ZM19 219H20L22 222H23V220H24V219H21L20 216H19ZM25 219H26V221H27V219H29V217H27V218H25ZM49 219H50V218H49ZM65 219H66V218L63 219L62 224H64L65 221H68V223H69V219H66V220H65ZM72 219H71V220H72ZM77 219H78V217H77ZM107 219H109V216L107 217ZM107 219H106V220H107ZM120 219H121V218H120ZM120 219H119V220H120ZM250 219H251V218H250ZM40 220H41V219H40ZM64 220H65V221H64ZM79 220H80V219H79ZM115 220H116V219H115ZM125 220H126V219H125ZM134 220H135V222H136V225H138L137 222H138L139 219H138V220L134 219ZM140 220L142 221V219H140ZM159 220H160L161 222H160ZM251 220H252V219H251ZM253 220H254V219H253ZM253 220H252V221H253ZM262 220H263V219H262ZM28 221H31V219H29ZM74 221L76 222L77 220H73L72 222L74 223ZM89 221H90V220H89ZM89 221H88V222H89ZM154 221H155V222H154ZM156 221H157L158 223H157ZM163 221H165L164 224L162 223ZM180 221H181V220H180ZM180 221H179V222H180ZM258 221H259V220H258ZM31 222H32V221H31ZM33 222H34V221H33ZM40 222H41V221H39V223H40ZM53 222H54V221H53ZM77 222H78V221H77ZM77 222H76V223H77ZM128 222H129V221H128ZM135 222L133 223V221H132L133 224H135ZM151 222H153L154 224H158V225H153V223L151 224ZM159 222H160V223H159ZM168 222H169V221H168ZM168 222H167L166 225H169V224H170V223H168ZM174 222H175V221H174ZM261 222H262V221H261ZM58 223H61V222H58ZM58 223L55 224V225H58ZM76 223H75V224H76ZM80 223L82 224L81 220H80ZM80 223H79V224L77 223L78 226L80 225ZM130 223H131V222H130ZM142 223H143V222H140L139 224H142ZM161 223H162L163 225H162ZM250 223H252V222H250ZM18 224H19V223H18ZM41 224H42V223H40V225H41ZM77 224H76V225H77ZM115 224H116V223H115ZM159 224H160V226H159ZM258 224H259V223H258ZM260 224H261V223H260ZM19 225H21V224H19ZM60 225H61V224H60ZM70 225H71V221H70ZM70 225H66V226H70ZM72 225H74V224H72ZM76 225H74L75 227H73V228H77ZM110 225H111V224H110ZM144 225H145V224L143 223L141 226L144 227ZM166 225H164L163 228H162V229H163V232H164V229H165L166 227H168V226H166ZM171 225H172V224H171ZM41 226H42V225H41ZM63 226H64V225H63ZM80 226H81V225H80ZM80 226H79V227H80ZM85 226H86V225H85ZM130 226H131V225H130ZM151 226L154 227V230H153V227H151ZM155 226H156V227L158 226V227L155 228ZM19 227H20V226H19ZM26 227H28V226H26ZM31 227H32V226H31ZM48 227H52V226H48ZM53 227H54V226H53ZM109 227H110V226H109ZM135 227H137V226H135ZM164 227H165V228H164ZM28 228H29V227H28ZM42 228H44V227H42ZM54 228H55V227H54ZM82 228L84 229V226H83ZM144 228H145V227H144ZM149 228H152V229H149ZM24 229H25V228H24ZM45 229H46V228H45ZM56 229H57V228H56ZM63 229H64L65 231H67L66 229H68V228L65 229V228L63 227ZM80 229H81V227H80ZM85 229H86V228H85ZM103 229H104V228H103ZM155 229H156L157 232L155 231ZM157 229H158L159 231H158ZM251 229H252V228H251ZM261 229H263V228H261ZM27 230H28V229H27ZM53 230H55V229H52V231H53ZM91 230H93V229L91 228ZM106 230H107V229H106ZM108 230H109V228H108ZM114 230H115V229H114ZM135 230L137 231L138 228H137V229L135 228ZM135 230H134V231H135ZM140 230H142V229H140ZM140 230H139V231H140ZM149 230H153L154 232H153V233L151 232V233H152V234H151V233H149ZM255 230H256V229H255ZM255 230H253V231H255ZM24 231H26V229H25ZM29 231H30V230H29ZM35 231H36V230H35ZM62 231H63V230H62ZM62 231H61V232H62ZM72 231L74 232V229H72V227H71V232H72ZM77 231H78V229H77ZM79 231L82 232V233H83V232L85 233L86 230L83 231V230L81 229V230H79ZM112 231H113V230H112ZM115 231H116V230H115ZM147 231H148V232H147ZM58 232H60V231H58ZM68 232H69V231H68ZM68 232H67V234H68ZM71 232H70V233H71ZM73 232H72V235H69V234H68V236H67V235L64 236L63 234H62V235H63L64 237H67L66 239H68L69 237H71V239H73L74 234H76V232H74V233H73ZM80 232H79V233H80ZM128 232H129V231H128ZM159 232H160V234H159ZM240 232H241V231H240ZM249 232H250V231H249ZM27 233H29V235L32 234L31 232H27ZM42 233H43V232H42ZM42 233H41V234H42ZM48 233H49V232H48ZM54 233H55V232H54ZM64 233H65V232H64ZM79 233H78V234H79ZM82 233H81L80 235H83ZM101 233H103V231H102ZM110 233H111V232H110ZM113 233H114V232H113ZM246 233H247V232H246ZM254 233H255V232H254ZM21 234H23V233H21ZM55 234H57V233H55ZM103 234H104V233H103ZM111 234H112V233H111ZM115 234H116V233H115ZM135 234H138V233H135ZM142 234L146 235L145 233H142ZM104 235H105V234H104ZM107 235H108V232H107ZM171 235H172V234H171ZM253 235H254V234H253ZM256 235H257V234H256ZM31 236H32V235H31ZM31 236H30V237H31ZM37 236H38V235H37ZM51 236H52V234H51ZM142 236H143V235H142ZM146 236H147V235H146ZM173 236H174V234H173ZM251 236H252V235H251ZM251 236L249 235L248 237H251ZM257 236H258V235H257ZM257 236H255V238H256ZM28 237H29V236H28ZM49 237H50V235H49ZM55 237H56V236H55ZM60 237H61V236H60ZM60 237H59V238H60ZM77 237H78V236H77ZM82 237H84V236H82ZM105 237H106V235H105ZM108 237L110 238V236H108ZM111 237H112V236H111ZM127 237H128V236H127ZM147 237H148V236H147ZM154 237H155V236H154ZM170 237H171V236H170ZM170 237H169V235H168V238H170ZM34 238H35V237H34ZM50 238H51V237H50ZM52 238H53V237H52ZM75 238H76V237H75ZM79 238H80V237H79ZM79 238H78V239H79ZM84 238H85V237H84ZM132 238H133V237H132ZM144 238H145V237H144ZM162 238L164 239L163 236H162ZM166 238H167V237H166ZM251 238H252V237H251ZM66 239H64V241H65ZM69 239H70V238H69ZM69 239H68V240H69ZM170 239H171V238H170ZM253 239H254V238H253ZM253 239H252V240H253ZM48 240H49V239H48ZM61 240H62V242H63V237L61 238ZM76 240H77V239H76ZM81 240H82V239H81ZM81 240H80V241H81ZM259 240H260V238H259ZM32 241H34V240H32ZM36 241H37V240H36ZM39 241H40V240H39ZM77 241H78V240H77ZM99 241H100V240H99ZM110 241H111V240H110ZM115 241H117V240L115 239ZM257 241H258V240H257ZM65 242H66V241H65ZM72 242H73V241H72ZM100 242H102V241H100ZM141 242H142V241H141ZM145 242H146V241H145ZM33 243H34V242H33ZM58 243H59V241H58ZM66 243L68 244L69 241L66 242ZM102 243H103V242H102ZM64 244H65V243H64ZM73 244L75 245V243H72V245H73ZM99 244H100V243L98 242V245H99ZM58 245H59V244H58ZM76 245H78V242H77ZM243 245H244V244H243ZM246 245H247V244H246ZM64 246H65V245H64ZM68 246H69V245H68ZM79 246H80V245H79ZM101 246H103V245H101ZM73 247H74V246H73ZM241 247H242V246H241ZM243 247H244V246H243ZM70 248H72V247H70ZM78 248H79V247H78ZM94 248H96V247H94ZM100 248H101V247H100ZM106 248H107V245H106ZM159 248H160V247H159ZM76 249H77V248H76ZM97 249L99 250V247H98ZM162 249H163V248H162ZM164 249H165V248H164ZM68 250H69V249H68ZM74 250H75V248H74ZM77 250H78V249H77ZM159 250H161V249H159ZM66 251H67V250H66ZM69 251H70V250H69ZM79 251H80V250H79ZM90 251H91V250H90ZM70 252H72V251H70ZM70 252H69V253H70ZM91 252H92V251H91ZM112 252H113V251H112ZM147 252H148V251H147ZM153 252H154V251H153ZM155 253H156V251L154 252V254H155ZM70 254H71V253H70ZM77 254H78V253H77ZM94 254H95V253H94ZM102 254H103V253H102ZM102 254H100L99 257H100ZM104 254H107V252H106V253L104 252ZM108 254H109V253H108ZM124 254H125V253H124ZM151 254H152V253H150V255H151ZM79 255H80V254H79ZM82 255H83V254H82ZM119 255H120V254H119ZM128 255H129V253H128ZM143 255H144V254H143ZM143 255H142V256H143ZM147 255H148V254H147ZM75 256H76V255H75ZM103 256H105V255H103ZM106 256H107V255H106ZM106 256H105V257H106ZM121 256H122V255H121ZM77 257L81 258L80 256H77ZM116 257H118V256H116ZM139 257H140V256H139ZM166 257H167V256H166V254H165V258H166ZM60 258H61V257H60ZM65 258H66V257H65ZM140 258H141V257H140ZM144 258H146V257H144ZM161 258H163V257L161 256ZM170 258H171V256H170ZM73 259H75V258H73ZM73 259H72V260H73ZM77 259H78V258H77ZM149 259H150V258H149ZM158 259H159V257H158ZM180 259H181V257H180ZM82 260H83V259H82ZM86 260H87V259H86ZM96 260H97V259H96ZM123 260H124V259H123ZM167 260H169V258H168ZM177 260H178V258H177ZM53 261H54V260H53ZM58 261H59V260H58ZM69 261H70V260H69ZM69 261H66V262L69 263ZM98 261H99V260H98ZM140 261H141V260H140ZM150 261H151V260H150ZM171 261H174V260H171ZM171 261H169L170 264H173L174 262L171 263ZM55 262H57L56 259H55ZM135 262H136V261H135ZM138 262H139V261H138ZM186 262H187V261H186ZM59 263H60V262H59ZM70 263H71V261H70ZM128 263H129V262H128ZM133 263H134V260H133ZM8 264H9V263H8ZM97 264H98V263H97ZM126 264H127V263H126ZM130 264H131V263H130ZM152 264H153V263H152ZM188 264H189V263H188ZM258 264H260V263H258Z\"/></svg>","mask_w":264,"mask_h":264}]
</instances>
